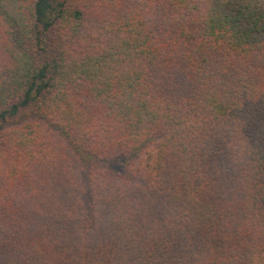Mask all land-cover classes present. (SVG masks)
<instances>
[{
    "label": "trees",
    "instance_id": "16d2710c",
    "mask_svg": "<svg viewBox=\"0 0 264 264\" xmlns=\"http://www.w3.org/2000/svg\"><path fill=\"white\" fill-rule=\"evenodd\" d=\"M0 264H264V0H0Z\"/></svg>",
    "mask_w": 264,
    "mask_h": 264
}]
</instances>
